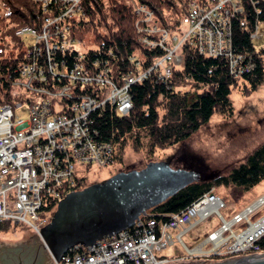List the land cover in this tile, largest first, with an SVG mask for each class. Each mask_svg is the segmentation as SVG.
<instances>
[{"label":"built area","instance_id":"obj_1","mask_svg":"<svg viewBox=\"0 0 264 264\" xmlns=\"http://www.w3.org/2000/svg\"><path fill=\"white\" fill-rule=\"evenodd\" d=\"M130 1L144 20L151 18L145 5ZM61 2L71 3V11H61ZM41 5L58 8V16L45 15L39 30L30 25L18 29L15 33L30 36V43L20 61L9 64L7 71L0 70V223H27L38 234L51 217L52 208L42 209L44 201L53 200L56 205L57 195L76 190L83 178L77 175L83 172L82 166L112 162L113 146L98 137L92 112L111 105L118 113H126L132 105L129 84L147 77L167 82L173 66L182 61L176 50L185 41L199 53L226 58L234 77L253 67L252 57L235 52L232 45V16L243 12L241 0H190L180 22L188 26L182 38L150 27L148 31H157V37L144 36L142 41L165 52L145 69H140L138 56L130 55L134 70L118 76L106 56L86 57L78 50L71 56L66 53L74 42L66 35L68 19L81 13V0H41ZM240 24H245V18ZM263 29L264 22L257 20L250 30L255 44L264 38ZM263 204L264 194L226 219L221 213L226 204L211 189L163 220L147 212L128 228L89 245H73L53 264H164L168 259L156 251L174 242L170 230H177L184 244L183 234L213 213L222 222L194 247L184 244L187 257L251 252L252 246L262 247L264 214L255 219L250 215ZM238 223L240 228L235 229Z\"/></svg>","mask_w":264,"mask_h":264},{"label":"trees","instance_id":"obj_2","mask_svg":"<svg viewBox=\"0 0 264 264\" xmlns=\"http://www.w3.org/2000/svg\"><path fill=\"white\" fill-rule=\"evenodd\" d=\"M134 1L151 11L149 20H144L143 14L135 11L130 0H81V13L68 19L66 35L76 40L91 32L93 46L84 55L108 57L117 76L128 69L134 70L128 59L130 55L138 56L140 69H145L155 57L165 52L159 45H146L142 39L144 36L157 37V31H148L154 25L171 34L179 30L190 2ZM241 3L244 5L243 12L232 16V45L235 52L252 57L253 67L234 77L229 72L226 58L199 53L192 43L183 42L179 51L182 61L173 66L167 82L147 77L129 84L132 105L126 113H118L111 105L92 112L93 127L98 131V137L113 146L112 161L120 160L128 146L135 149L146 147L149 153H153L158 148L179 142L215 111H231L234 86L242 83L246 89L254 90L264 81V45H256L250 37L254 23L257 20L264 22V0H241ZM45 14L34 0H0V47L3 50L0 70L7 71L9 64L20 61L28 46L15 31L24 25L39 30ZM241 18H245V24H240ZM69 50L66 51L68 56L76 53V49ZM60 56L59 53L54 56L55 60ZM263 179L264 143L228 171L185 185L153 203L147 212L157 220H163L167 214L178 212L196 201L212 186L232 185L246 190ZM79 181V188L84 187L85 178ZM43 203V210L55 205L53 200ZM7 223L1 222L0 225ZM259 243L264 247V238ZM213 258L225 260L236 257H205L207 260L204 263L212 262ZM200 259L204 258H197Z\"/></svg>","mask_w":264,"mask_h":264},{"label":"rangeland","instance_id":"obj_3","mask_svg":"<svg viewBox=\"0 0 264 264\" xmlns=\"http://www.w3.org/2000/svg\"><path fill=\"white\" fill-rule=\"evenodd\" d=\"M187 27V23H182L179 30L175 31L179 39L182 38ZM20 37L30 43V36L20 35ZM92 38V33L88 32L82 39L71 42L70 47L82 53L86 52L89 47L93 46ZM256 45H264V38ZM180 47L179 45L177 53ZM231 100V111L227 113L215 111L207 121L177 143L158 148L153 153H149L146 147L135 149L128 146L120 160H114L107 166L96 164L82 166L83 172L77 175L85 178L86 186L93 182L103 181L118 171L139 169L147 163L154 164L159 160H167L173 170L197 172L202 180L210 179L219 172H226L244 161L250 153L264 143V81L254 90L246 89L242 83H239L232 88ZM26 118V116L23 117V119ZM212 189L226 204L221 213L224 218L228 219L264 194V179L246 190L232 185L212 186ZM54 208L55 206L51 214ZM261 214H264V204L250 215V218L255 219ZM221 222L217 214H211L183 234L184 244L189 248L194 247ZM240 225L238 223L234 228H240ZM176 231L170 230L174 242L156 253L159 252V256H165L168 259L166 263L197 260L187 257L186 247L178 240ZM33 233L40 238L39 234L27 223H7L0 225V242L13 243L24 240ZM46 251L53 260L47 249Z\"/></svg>","mask_w":264,"mask_h":264},{"label":"water","instance_id":"obj_4","mask_svg":"<svg viewBox=\"0 0 264 264\" xmlns=\"http://www.w3.org/2000/svg\"><path fill=\"white\" fill-rule=\"evenodd\" d=\"M199 179L197 172L173 170L167 160H159L139 169L118 171L103 181L68 192L56 202L49 222L40 228L42 242L35 233L13 243L0 242V264H50L46 249L53 260H59L73 245H89L130 227L153 203ZM254 255L203 264H264V256L248 257ZM200 261L165 264H201Z\"/></svg>","mask_w":264,"mask_h":264},{"label":"bare ground","instance_id":"obj_5","mask_svg":"<svg viewBox=\"0 0 264 264\" xmlns=\"http://www.w3.org/2000/svg\"><path fill=\"white\" fill-rule=\"evenodd\" d=\"M36 2H38L40 5H41V0H34ZM42 7V10L44 12H46V16H48V18H56L58 16V8H55V7H45L43 5H41ZM60 10L61 11H71V3H68V2H61L60 3ZM25 27L24 26H21L20 28L18 29H21ZM17 29V30H18ZM16 30V32H17ZM64 195H57V201L62 198ZM248 254H255L254 256H248V257H262V254H264V247H260V246H252L251 247V252H243V253H227L226 255L227 256H231V257H234V256H239V255H248Z\"/></svg>","mask_w":264,"mask_h":264},{"label":"flooded vegetation","instance_id":"obj_6","mask_svg":"<svg viewBox=\"0 0 264 264\" xmlns=\"http://www.w3.org/2000/svg\"><path fill=\"white\" fill-rule=\"evenodd\" d=\"M78 188H79V186H78ZM78 188H77V189H78ZM206 260H207V259H205V258H204V259H201V261H200L199 263L203 264L204 262H206ZM218 260H219V259H215V258H213L212 261H218ZM171 264H172V263H171Z\"/></svg>","mask_w":264,"mask_h":264}]
</instances>
